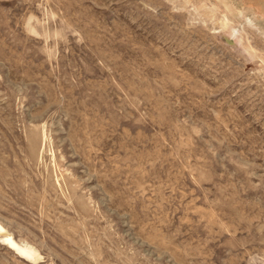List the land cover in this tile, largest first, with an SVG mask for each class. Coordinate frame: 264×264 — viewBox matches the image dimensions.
Masks as SVG:
<instances>
[{"label": "rangeland", "instance_id": "1", "mask_svg": "<svg viewBox=\"0 0 264 264\" xmlns=\"http://www.w3.org/2000/svg\"><path fill=\"white\" fill-rule=\"evenodd\" d=\"M0 264H264V0H0Z\"/></svg>", "mask_w": 264, "mask_h": 264}, {"label": "bare ground", "instance_id": "2", "mask_svg": "<svg viewBox=\"0 0 264 264\" xmlns=\"http://www.w3.org/2000/svg\"><path fill=\"white\" fill-rule=\"evenodd\" d=\"M0 236L2 242L14 250L19 256L30 259L36 255L32 247L20 245L12 234L6 232V228L2 224H0Z\"/></svg>", "mask_w": 264, "mask_h": 264}]
</instances>
